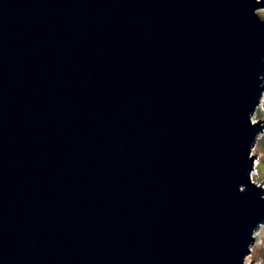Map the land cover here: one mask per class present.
<instances>
[{
	"label": "water",
	"instance_id": "water-1",
	"mask_svg": "<svg viewBox=\"0 0 264 264\" xmlns=\"http://www.w3.org/2000/svg\"><path fill=\"white\" fill-rule=\"evenodd\" d=\"M264 0H0V264H245Z\"/></svg>",
	"mask_w": 264,
	"mask_h": 264
},
{
	"label": "rangeland",
	"instance_id": "rangeland-1",
	"mask_svg": "<svg viewBox=\"0 0 264 264\" xmlns=\"http://www.w3.org/2000/svg\"><path fill=\"white\" fill-rule=\"evenodd\" d=\"M261 16H264V8L257 11ZM264 99V93L262 101ZM260 119V122L264 125V103H260L256 113L253 117V121ZM252 154L256 157L254 171L256 174L253 182L264 187V128L262 133L258 136L257 143L252 151ZM253 174V173H252ZM255 241L251 247V252L247 256L245 264H264V224H262L254 234Z\"/></svg>",
	"mask_w": 264,
	"mask_h": 264
},
{
	"label": "bare ground",
	"instance_id": "bare-ground-1",
	"mask_svg": "<svg viewBox=\"0 0 264 264\" xmlns=\"http://www.w3.org/2000/svg\"><path fill=\"white\" fill-rule=\"evenodd\" d=\"M262 103H264V99H263V101H261ZM256 173L255 172H253V174H252V176H253V178H254V175H255Z\"/></svg>",
	"mask_w": 264,
	"mask_h": 264
}]
</instances>
